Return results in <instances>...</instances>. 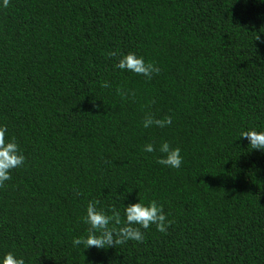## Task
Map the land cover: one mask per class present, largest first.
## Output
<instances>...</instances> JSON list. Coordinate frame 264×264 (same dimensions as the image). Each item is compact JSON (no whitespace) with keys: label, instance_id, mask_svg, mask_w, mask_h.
I'll return each instance as SVG.
<instances>
[{"label":"trees","instance_id":"obj_1","mask_svg":"<svg viewBox=\"0 0 264 264\" xmlns=\"http://www.w3.org/2000/svg\"><path fill=\"white\" fill-rule=\"evenodd\" d=\"M258 37V39H257ZM134 52L160 71L115 67ZM107 82V87L104 86ZM150 113L164 127H142ZM0 124L24 163L0 185V256L25 264H264V0H9L0 7ZM179 147V168L143 151ZM111 214L155 200L171 221L107 249Z\"/></svg>","mask_w":264,"mask_h":264},{"label":"clouds","instance_id":"obj_2","mask_svg":"<svg viewBox=\"0 0 264 264\" xmlns=\"http://www.w3.org/2000/svg\"><path fill=\"white\" fill-rule=\"evenodd\" d=\"M8 3L9 0H0V7H7ZM107 55L118 56L116 68L142 75L145 78H151L153 74L160 71L154 63L146 62L144 57L138 56L134 52L119 54L116 51H110ZM104 86H108L107 82H104ZM171 122L170 116L155 119L148 113L142 120V127L162 128ZM6 133V125L0 124V185L10 179V170L21 166L25 160L15 138L9 137L6 140ZM240 138H246L252 149L264 152V131L245 130L240 133ZM154 150L162 154L157 159L158 164L173 169L181 166L183 157L179 147H171L167 141H162L158 148H154L153 143H146L143 146L144 152L152 153ZM123 215L124 220L122 221L119 210L112 209L109 215L103 209L97 208L96 201H88L85 214L82 217L83 223L88 225L87 234L84 237L74 238L73 245L84 244L86 248L107 249L130 240L142 242L144 234L141 229H148L150 225H155L157 231L164 233L171 224V221L166 218L162 205L155 200L148 201L146 204L137 201L123 205ZM0 264H25V261L23 257L7 252L0 256Z\"/></svg>","mask_w":264,"mask_h":264}]
</instances>
